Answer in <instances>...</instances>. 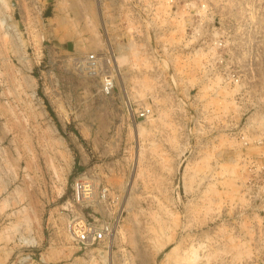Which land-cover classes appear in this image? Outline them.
Returning a JSON list of instances; mask_svg holds the SVG:
<instances>
[{
	"label": "rangeland",
	"instance_id": "obj_1",
	"mask_svg": "<svg viewBox=\"0 0 264 264\" xmlns=\"http://www.w3.org/2000/svg\"><path fill=\"white\" fill-rule=\"evenodd\" d=\"M0 234V264H264V0H0Z\"/></svg>",
	"mask_w": 264,
	"mask_h": 264
},
{
	"label": "bare ground",
	"instance_id": "obj_2",
	"mask_svg": "<svg viewBox=\"0 0 264 264\" xmlns=\"http://www.w3.org/2000/svg\"><path fill=\"white\" fill-rule=\"evenodd\" d=\"M1 23L4 24L5 21L2 20ZM76 190H77V197L79 198V200L81 202L88 203V202L92 201V199L94 197H96L95 194H96L97 190H96V192L94 191V186L92 185V182H90L89 180L78 182L77 186H76ZM7 201H9V200H7ZM21 212L24 213V210L21 209ZM18 213H20V211L10 213V214H6V216L7 217H11V216L19 217L20 215L18 216ZM76 215H77V218L74 221H72V223H71L72 228H74V229H71V231H70V235L74 239H75V237L80 235L81 230L86 225V218H87V216L84 213L83 214L77 213ZM79 219H81V220H79ZM26 221H27V225H26V227L24 226L25 228L21 226L22 224L20 225L21 222L12 223V225L4 227L5 228L4 232H7L8 234L16 235L17 240H19L23 244H27V245L31 244V243L35 244L36 240H35V237L31 233L29 218H26ZM119 228H118V226L113 225V229L111 230L112 232H111V234H109V235H112V240L114 242L117 241L119 234L122 232V229H119ZM26 231L28 232V234H26ZM7 233H6V235H8ZM0 236H1V234H0ZM11 236L9 235L7 237L9 238ZM197 251L196 250H191V251L189 250L188 254H185L183 257H181V260H179L176 264H196V259H197V256L199 255L197 253Z\"/></svg>",
	"mask_w": 264,
	"mask_h": 264
},
{
	"label": "built area",
	"instance_id": "obj_3",
	"mask_svg": "<svg viewBox=\"0 0 264 264\" xmlns=\"http://www.w3.org/2000/svg\"><path fill=\"white\" fill-rule=\"evenodd\" d=\"M81 69L85 70L88 73H92L101 66L100 62H98L97 58L94 54H90L85 60L78 62ZM77 218V215L73 218L74 221ZM81 220V219H79ZM71 221V223H72ZM70 223V231L72 228V224ZM89 223V222H88ZM86 219V225L81 230L79 236L75 237V240L84 247L91 246L96 242L105 241L107 239V235L110 232L109 225L103 226H95L94 224H88Z\"/></svg>",
	"mask_w": 264,
	"mask_h": 264
},
{
	"label": "crops",
	"instance_id": "obj_4",
	"mask_svg": "<svg viewBox=\"0 0 264 264\" xmlns=\"http://www.w3.org/2000/svg\"><path fill=\"white\" fill-rule=\"evenodd\" d=\"M40 4V3H39ZM39 12H42V10H43V7H42V3L39 5Z\"/></svg>",
	"mask_w": 264,
	"mask_h": 264
}]
</instances>
